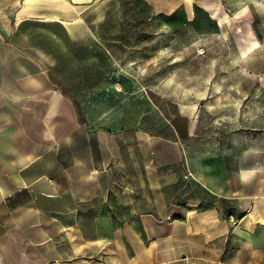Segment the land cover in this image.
Masks as SVG:
<instances>
[{
	"label": "rangeland",
	"instance_id": "rangeland-1",
	"mask_svg": "<svg viewBox=\"0 0 264 264\" xmlns=\"http://www.w3.org/2000/svg\"><path fill=\"white\" fill-rule=\"evenodd\" d=\"M171 1L112 0L89 15L100 43L75 96L86 125L110 135L116 170L90 185L61 264H264V0H177L166 16ZM221 170L220 218L187 213L198 181ZM127 182L141 219H128Z\"/></svg>",
	"mask_w": 264,
	"mask_h": 264
},
{
	"label": "crops",
	"instance_id": "crops-1",
	"mask_svg": "<svg viewBox=\"0 0 264 264\" xmlns=\"http://www.w3.org/2000/svg\"><path fill=\"white\" fill-rule=\"evenodd\" d=\"M111 1L0 0V264H61L67 242L81 234L85 197L97 193L90 185L116 170L104 142L110 135L86 125L75 96L91 85L82 77L100 43L87 20ZM180 5L162 10L171 16ZM218 172L210 184L198 181L202 193L185 200L187 213L220 218ZM121 189L128 219H141L135 183Z\"/></svg>",
	"mask_w": 264,
	"mask_h": 264
},
{
	"label": "trees",
	"instance_id": "trees-1",
	"mask_svg": "<svg viewBox=\"0 0 264 264\" xmlns=\"http://www.w3.org/2000/svg\"><path fill=\"white\" fill-rule=\"evenodd\" d=\"M174 14H172L171 16H173Z\"/></svg>",
	"mask_w": 264,
	"mask_h": 264
}]
</instances>
